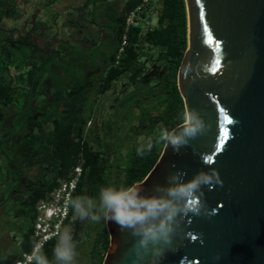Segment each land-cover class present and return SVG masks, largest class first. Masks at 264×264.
Segmentation results:
<instances>
[{
    "label": "water",
    "instance_id": "1",
    "mask_svg": "<svg viewBox=\"0 0 264 264\" xmlns=\"http://www.w3.org/2000/svg\"><path fill=\"white\" fill-rule=\"evenodd\" d=\"M185 2L188 47L177 84L186 122L169 134L179 143L166 140L133 191L183 208L170 194L179 186L218 174L223 185L198 189L200 216L177 214L168 244L145 236L161 218L124 227L107 221L103 264H264V0ZM211 209L216 214L206 216Z\"/></svg>",
    "mask_w": 264,
    "mask_h": 264
},
{
    "label": "trees",
    "instance_id": "2",
    "mask_svg": "<svg viewBox=\"0 0 264 264\" xmlns=\"http://www.w3.org/2000/svg\"><path fill=\"white\" fill-rule=\"evenodd\" d=\"M143 1L133 0L127 15L120 21L119 43L113 55V61L118 64L98 82L80 76L85 63L78 53H72L67 63L60 61L59 55L31 61L30 54H25L23 64L32 68L26 75H20L23 86L19 87L3 73L10 64L13 65L16 48L28 50L26 44H35L26 40L19 41V47H13L8 42L5 47L9 48V55L5 60L0 48V60L5 62V65L0 64V168L5 167L0 173L2 189L5 190L0 208L11 203L7 212L13 213L19 222L14 223L15 227L22 233L18 249L7 253L1 243L0 228V264H16L24 253L33 251L37 244L34 238L37 206L60 187L62 180H71L74 168L80 165L82 173L72 194L69 217L63 224L61 235L77 211L76 202L81 203L87 195L101 202V193L106 187L123 189L142 182L162 154L166 143V139H161L162 135L167 133L169 136L173 129L186 122L184 100L177 84L179 67L188 47L186 2L150 0L140 16L146 17L154 5L158 9L157 24L147 30L140 24L127 26V16ZM3 4L4 0H0V6ZM144 43L157 51L144 54L141 50ZM144 58L148 61L144 62ZM20 67L17 64V69ZM55 72H64L68 77H63L65 82L54 79L51 99L43 100L37 106L33 84L44 77H52ZM125 75L135 90L116 101L122 109L128 107V119L132 116L137 119V125H132L135 141L128 144L125 152L120 151L121 146L115 151L114 145L106 138L104 143L98 139L100 146L97 148L86 133L94 114L97 99L94 94H105ZM146 102L149 104L145 105ZM11 107L15 109L14 123L12 128H6ZM113 131L111 123L107 135L111 136ZM31 169H37L39 176H24ZM76 224L78 232L72 240H81L79 232L82 230L88 240L91 231L84 229L80 222ZM93 224L91 230H95V236L90 243L89 256L92 264H103L110 236L104 219L99 223L93 221ZM59 238L47 242L30 264H39L41 258L47 264H58L54 249Z\"/></svg>",
    "mask_w": 264,
    "mask_h": 264
},
{
    "label": "flooded vegetation",
    "instance_id": "3",
    "mask_svg": "<svg viewBox=\"0 0 264 264\" xmlns=\"http://www.w3.org/2000/svg\"><path fill=\"white\" fill-rule=\"evenodd\" d=\"M132 1L78 0L73 3H65L59 0H50L38 6L31 20L23 22L21 29L25 32L22 33L12 23L18 16L15 15L17 7L18 11L22 9L19 17L27 14L28 10L24 4L29 3L30 0H4V4L0 6V30L6 34L4 39L0 38V48L4 60L9 55V48L5 47L8 42L13 47H17L19 41L29 40L35 44V46L28 44L25 46L31 56V61L43 59L48 55H59L58 59L67 63L72 53H78L80 59L85 63V69L80 76L82 78L90 77L97 82L101 81L107 72L118 64L117 61H113V55L119 43V24L127 15V10ZM58 2L67 6L54 7ZM50 7L56 11L51 16L53 22L50 20L51 23L49 24L46 19H50L48 18L50 13L48 16L47 13L44 14L43 12L46 8L49 10ZM43 8L45 9L43 10ZM61 16H67L65 21L60 19ZM60 20L61 22H58ZM26 28L28 29L26 30ZM15 57L17 56L15 55ZM23 60L24 58L16 63L14 61L13 65L10 64L6 72L3 73L19 87L23 86L20 75H26L28 70L32 68L25 66ZM17 64H20V69H17ZM11 68H14L17 73L16 76L11 75ZM64 76L68 77L64 72H55L52 77L48 76L36 80L32 90L37 95L34 101L37 106L41 101L51 99L50 87L53 86L54 79L57 78L58 81L65 82ZM20 235L22 237V233Z\"/></svg>",
    "mask_w": 264,
    "mask_h": 264
},
{
    "label": "rangeland",
    "instance_id": "4",
    "mask_svg": "<svg viewBox=\"0 0 264 264\" xmlns=\"http://www.w3.org/2000/svg\"><path fill=\"white\" fill-rule=\"evenodd\" d=\"M47 1L50 0H30L29 3L28 2L25 3L24 7L28 10V12L26 15H22L21 17L19 16H20V12L22 13V9H19L18 11V7H17L15 15L18 16L16 17V20H14L12 25L19 28L20 31L24 33L25 31L21 29L23 28L22 27L23 22H28L29 20H31V17L33 13L37 11L36 9L38 8V6L41 5L42 3H46ZM154 1L157 2V0ZM64 5L65 4L58 2L54 7L61 8L64 7ZM44 9L45 8H43V10ZM45 10L43 12L44 14L47 13L49 16L50 13V16L48 17L50 19H46V22L50 24L52 21L51 16L55 14L56 10L53 7H50L49 10L46 8ZM141 11L137 13L135 21L138 24H140L145 30H147L150 27H154V25L157 24L158 9H156V7H154L153 5V8H151L149 12L146 13L147 14L146 17L140 16ZM66 17L61 16L60 19H62V21H65ZM58 22H61V20ZM27 29L28 28H26V30ZM5 35L6 34H4L2 30H0V38L4 39L6 37ZM141 50L144 52V54H146V52L148 51H152V52L157 51L155 48L145 43L141 45ZM14 54L17 56L13 60L15 61L14 63H16L21 59H23L25 54H29V52L28 50L25 49L18 50L16 48ZM143 60L144 62L148 61L147 58H144ZM1 63L3 64L2 61ZM10 73L13 76L17 75L14 68H11ZM50 89L51 90L54 89V86H51ZM134 90L135 87L132 85L130 81H128V78L125 75L124 77H121L118 80H116L113 88L108 90L105 94L99 96L94 94V97L97 98L94 104V114L92 120L87 125L86 133L91 141V144H93L95 147L97 146L98 148L100 146V144L97 143L98 139L102 143H104V140L106 138L107 140H109L111 145L112 144L114 145V148H116L115 151H118L119 150L118 147L121 146L122 148L120 149V151L125 152L126 148L128 147V144H130V142L135 141L133 138L134 129H132V125L134 126L137 125V119H135L133 116L130 119H128L129 116L128 107L125 106L122 109L120 107V103L116 101L117 98H120L121 100L124 99L128 93L133 92ZM148 104L149 102L145 103V105ZM136 112L139 113L138 110H136ZM14 115H15V109L14 107H11L8 112V121L5 124L6 128H12L14 123ZM111 123L114 127V131L113 134H111L110 136L107 135V131ZM4 169L0 168V173H2ZM26 175L36 177L38 175V171L37 169H31L30 171L25 172L24 176ZM23 181H24V177L22 179V182ZM2 186H3V181L0 175V201L3 200V193L5 192V190L2 189ZM89 201H91V206H89L88 204ZM10 205L11 203L7 204L5 207L0 208V228L2 232L1 243L7 253L13 252L18 249V245L21 238L20 235L21 233L19 230L16 229L14 224L19 222L14 217L13 213L7 212V209L10 207ZM80 205L86 209L87 214L81 216L79 210L77 209L74 216L71 217V222L66 227V232L69 233L73 238L75 234L78 232L77 230L78 226L76 222H80L81 224H83V222H86L83 224L84 229H89L91 231V237H89L88 240H86L84 238V230H82L79 232V238H81V240H72L75 246L74 264H92V260L89 256L90 243L95 236V230H91V227L94 226L92 217L93 215L99 216V221H96L97 223L105 219V216H103L100 212V209L102 208L103 205L100 201L93 200L91 195H87L80 203Z\"/></svg>",
    "mask_w": 264,
    "mask_h": 264
},
{
    "label": "clouds",
    "instance_id": "5",
    "mask_svg": "<svg viewBox=\"0 0 264 264\" xmlns=\"http://www.w3.org/2000/svg\"><path fill=\"white\" fill-rule=\"evenodd\" d=\"M188 131L192 132L194 129ZM161 139H166L173 145L179 143V138L169 137L167 133H164ZM204 162L206 165H211V159L209 158ZM217 185H223L219 174L215 179L212 176H201L174 189L170 194L181 197L184 202L183 208H177L169 200L155 196L138 199L131 185L123 189L106 187L102 190L100 197L103 205L100 212L104 214L105 222L111 220L121 227L137 223L142 224L150 218H161L159 224L148 227L145 236L151 240H163L165 244H168L171 242L172 236L170 225L177 214L200 216L203 206L196 195L198 189L202 186H208L209 190H213ZM88 204L91 206V201ZM76 207L81 216L87 214L86 209L79 202H76ZM109 211L111 215H108ZM215 214L216 209H211L207 211L206 216L211 217ZM92 219L93 221H99V216L93 215ZM191 238L196 239L194 236ZM201 243H203L202 240ZM74 253L75 246L72 237L65 232L60 236L54 249L55 259L58 264H74ZM39 264H47V261L41 258Z\"/></svg>",
    "mask_w": 264,
    "mask_h": 264
},
{
    "label": "built area",
    "instance_id": "6",
    "mask_svg": "<svg viewBox=\"0 0 264 264\" xmlns=\"http://www.w3.org/2000/svg\"><path fill=\"white\" fill-rule=\"evenodd\" d=\"M150 0L143 3L130 13L127 26L137 25V13L149 6ZM126 36L124 37V44ZM82 167L79 165L71 172V180H62L60 187L53 191L48 199L42 200L37 206L38 216L35 224L34 238L37 241L31 253H24L16 264H30L34 261L38 251L50 240L61 236L63 224L69 217L72 194L80 181Z\"/></svg>",
    "mask_w": 264,
    "mask_h": 264
},
{
    "label": "snow or ice",
    "instance_id": "7",
    "mask_svg": "<svg viewBox=\"0 0 264 264\" xmlns=\"http://www.w3.org/2000/svg\"><path fill=\"white\" fill-rule=\"evenodd\" d=\"M209 159H211V158L209 157Z\"/></svg>",
    "mask_w": 264,
    "mask_h": 264
}]
</instances>
